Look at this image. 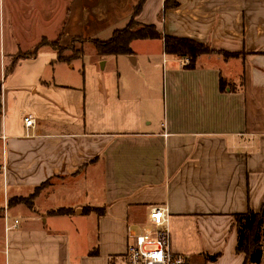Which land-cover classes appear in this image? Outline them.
Returning <instances> with one entry per match:
<instances>
[{"label": "crops", "instance_id": "0c3cea01", "mask_svg": "<svg viewBox=\"0 0 264 264\" xmlns=\"http://www.w3.org/2000/svg\"><path fill=\"white\" fill-rule=\"evenodd\" d=\"M131 19L238 55H202L188 70L162 39L133 41L128 56L86 55L84 44ZM41 40L78 49L67 62L48 47L18 57ZM154 60L163 89L146 75ZM0 70V264H124L154 206L168 208L185 264L204 254L244 264L233 215L264 203V0H0ZM86 215L96 248L72 256L62 225Z\"/></svg>", "mask_w": 264, "mask_h": 264}, {"label": "trees", "instance_id": "16d2710c", "mask_svg": "<svg viewBox=\"0 0 264 264\" xmlns=\"http://www.w3.org/2000/svg\"><path fill=\"white\" fill-rule=\"evenodd\" d=\"M140 5L136 9L135 13L140 9ZM134 13V14H135ZM163 40V52L167 56H174L180 59H188L189 64L185 66L186 69L192 70L196 67L197 59L202 55L217 54L225 58L234 57L236 53L219 52L210 49L206 45L198 44L190 40L178 39L169 36H162L155 28V26H144L137 23L134 19H131L126 27L122 30L115 31L111 38L107 41L99 42L93 41L92 44L95 51L100 57L108 56H128L132 55L131 43L136 40ZM42 47H48L55 51L57 54V61L67 62L68 58L63 56L62 50L64 49L55 41L41 40L32 51L20 54L19 58H30L37 54V51ZM77 56H81L82 52H77ZM15 63V62H14ZM13 71V64L11 68L5 70V76L9 75ZM220 90L225 89V82L220 79ZM47 183L35 189L32 194L34 198L39 191H41ZM23 201L21 199L10 200L9 204ZM101 213L102 210L95 209ZM92 211V209H88ZM86 211V213L88 212ZM71 209H58L51 214L55 216L72 215ZM233 220L237 229V243L235 251L238 254H243L245 257L244 264H261L264 256V245L261 243L264 239V203L258 212L248 208L246 212L233 215ZM219 255H203V260L200 264H207L209 262H215Z\"/></svg>", "mask_w": 264, "mask_h": 264}, {"label": "built area", "instance_id": "2783aa9c", "mask_svg": "<svg viewBox=\"0 0 264 264\" xmlns=\"http://www.w3.org/2000/svg\"><path fill=\"white\" fill-rule=\"evenodd\" d=\"M187 66L188 59H181ZM26 128L34 125L29 117L23 119ZM169 210L166 206L151 207L148 214L149 225L133 234L124 254V264H185L183 255L176 254L171 249L169 229ZM5 225V231L10 228Z\"/></svg>", "mask_w": 264, "mask_h": 264}, {"label": "rangeland", "instance_id": "374dc122", "mask_svg": "<svg viewBox=\"0 0 264 264\" xmlns=\"http://www.w3.org/2000/svg\"><path fill=\"white\" fill-rule=\"evenodd\" d=\"M62 47L64 48L62 50V54L66 58H69L70 55L72 54L70 51L72 48L78 49L76 40H72L70 44L66 46H62ZM83 49L87 55L89 51L93 49V45L91 43H86L84 44ZM146 66H147V63H146ZM151 66L152 68L146 67L147 68L146 75L149 76V74H151L152 78L159 81V85L163 89L164 87L163 79H164L165 71L163 70L162 62L158 60V63H157L156 60H154L151 63ZM36 69L37 68H34L35 72H36ZM19 74L20 76L18 78H22L23 76L27 75V71H21ZM6 84L7 82H6L5 76L3 75V70H2V74L0 70V85L3 88V90L5 89L4 87L6 86ZM152 93H157V92L155 91ZM156 111L157 110L154 111L156 118L153 121L158 120L162 122L163 112H162L161 100H160V111L157 112V115H156ZM86 211H88V209H84L82 213H86ZM62 226H63L62 228L64 229L63 231H65L70 238V249H71L72 256L75 254V252H80V251L85 252L87 250L96 248V239H97L96 233H98V230L95 224L94 215H91L90 217L87 215L81 216V217L75 216L70 221H66V223ZM121 261L122 260H119L118 262H121Z\"/></svg>", "mask_w": 264, "mask_h": 264}]
</instances>
